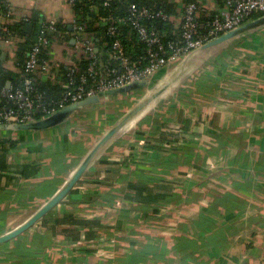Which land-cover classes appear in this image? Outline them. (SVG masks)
Instances as JSON below:
<instances>
[{
  "label": "crops",
  "instance_id": "1",
  "mask_svg": "<svg viewBox=\"0 0 264 264\" xmlns=\"http://www.w3.org/2000/svg\"><path fill=\"white\" fill-rule=\"evenodd\" d=\"M2 1L31 33L73 19L67 0ZM169 1L180 25L185 1ZM3 48L2 58L13 60L15 44ZM215 50L195 51L151 86L106 98L52 129L0 130V236L51 200L140 101L171 83L27 231L28 239L50 235L36 264H187V255L194 264H264V28ZM52 57L72 61L59 46ZM76 142L86 152L69 168L73 155L64 152ZM226 197L238 207H226ZM182 238L193 244L184 253ZM10 250L0 245V264H13Z\"/></svg>",
  "mask_w": 264,
  "mask_h": 264
},
{
  "label": "trees",
  "instance_id": "2",
  "mask_svg": "<svg viewBox=\"0 0 264 264\" xmlns=\"http://www.w3.org/2000/svg\"><path fill=\"white\" fill-rule=\"evenodd\" d=\"M184 1L185 4L196 2L203 7L204 10L199 15L198 20L202 26V33H207L208 23L211 22L218 9L208 8L204 0ZM215 2L218 8H222L225 4V0H215ZM131 5L138 9H147L149 15L127 20ZM68 6L73 16L72 21L68 22L61 18L51 20L55 21L52 29L49 27L51 21H46L39 31L27 33L24 28L25 21L17 17L8 18L7 13L11 7L8 3L0 0V13L2 14L0 36L11 39L15 44L13 60L10 61L2 58L4 43L0 41V109L7 108L19 111L18 104L7 98L5 92L14 93L21 90L24 91L28 100L33 101L35 105H41V108L33 115L35 120H39L46 114L42 108L47 111L55 108L67 91H74L78 87L81 83V77L86 78V86H89L92 85L93 81L98 80L100 75L101 77L105 76L109 69L121 71L120 60L116 57V52L113 49L115 39L108 34L110 26L117 28L124 55L135 62L139 68H144L147 64L145 57L148 46L137 37L134 29L135 20L160 35L166 48L173 42H182V26L174 20L180 14L178 6L169 0H110L108 5H105V0H74L72 5L68 4ZM159 13L163 16H158ZM261 16H263L262 13H251L245 18L244 23ZM71 26L73 29H70ZM75 26H82L83 31H77ZM4 27L8 31H4ZM77 36L78 39L85 37L91 40L95 49V59H92L82 49H77L76 42L75 44L71 43ZM41 39H45L47 43H42ZM36 46L39 48V63L50 66L49 71L43 76H39L38 72L26 71L29 55ZM58 46L62 48L63 57L71 59V62L62 61L58 64L52 62L53 49ZM94 61L96 62L94 69L97 75L88 71ZM72 69L74 70L73 73ZM28 79L31 80L29 90H27L26 84ZM2 144L5 143L2 142ZM11 146H15V144L12 143ZM85 152L86 150L81 147L80 142L71 144L69 150L64 152L65 155H73L72 158H68L69 168L72 167V162L78 161V158ZM54 157H51V167H56ZM42 192V190H37V194L41 195ZM222 201L225 202L226 207L228 206L227 202H229L230 210L238 207V203L230 197H226ZM2 233L3 231L0 230V234ZM50 240V235L38 234L28 239L26 232L3 245L11 249L6 256L7 259H13L15 255L13 264H36V258L40 256L39 251L48 248ZM188 246H190L189 241L182 238L180 250L184 253ZM186 258L188 259L187 264H194L193 255H187Z\"/></svg>",
  "mask_w": 264,
  "mask_h": 264
},
{
  "label": "built area",
  "instance_id": "3",
  "mask_svg": "<svg viewBox=\"0 0 264 264\" xmlns=\"http://www.w3.org/2000/svg\"><path fill=\"white\" fill-rule=\"evenodd\" d=\"M73 1L68 0V4L72 5ZM109 1L105 0V5H108ZM217 9V13L213 16L211 22L208 23L209 29L207 33H202V26L199 23L198 17L204 10L203 7L196 2L185 4L184 13L181 18L183 30L182 42H173L167 48L164 46L160 35L135 20L134 29L136 35L148 46L145 57L147 64L144 68H139L135 62L124 55L123 46L118 38L119 33L117 28L110 26L108 28V34L115 39L113 49L116 52V57L120 60L121 71L109 69L105 76L101 77L100 75V78L93 81L92 85L89 86H86V78L81 77V83L78 87L74 91H67L55 108L50 111L42 108V111L44 110L46 113L43 118L56 113L68 105L109 90L119 89L141 81H147L148 87L151 86L158 79L159 75L164 73L172 63L187 58L191 53L200 50L205 44L241 26L244 24L245 18L251 13H262L264 15V0H225L224 6ZM1 15L0 13V18ZM146 15H149L147 9H138L136 6L131 5L130 15L127 20L137 19ZM7 16L8 18H15L13 9H9ZM158 16L163 15L159 13ZM54 24L55 21H51L49 27L52 29ZM75 29L79 32L83 31L82 26H75ZM4 31H8L6 27H4ZM76 38V48L82 49L92 59H95V49L93 48L91 40L85 37L78 39V36ZM0 41L3 43L12 42L11 39H5L1 36ZM41 41L44 44L47 43L45 39H41ZM38 53L39 48L36 46L29 55L26 71L38 72V75L42 76L49 71L50 67L47 64L39 63ZM95 64L96 62L94 61L88 71L97 75L94 69ZM71 71L72 73L74 72L73 69ZM26 84L27 90H29L31 80L28 79ZM5 95L18 104L19 111L1 108L0 125L25 124L36 121L33 115L41 108V105H35L33 101L28 100L24 91L21 90L14 93L7 91Z\"/></svg>",
  "mask_w": 264,
  "mask_h": 264
},
{
  "label": "water",
  "instance_id": "4",
  "mask_svg": "<svg viewBox=\"0 0 264 264\" xmlns=\"http://www.w3.org/2000/svg\"><path fill=\"white\" fill-rule=\"evenodd\" d=\"M264 28V15L248 21L241 26L229 31L221 35L220 37L214 39L213 41L205 44L200 50H209V49H221L225 45L231 43L235 39L245 36L249 33L257 31L259 29ZM73 29V26L70 27ZM33 30L32 24H27L25 26V31L27 33H31ZM76 40H72V44H75ZM171 83H168L161 87L157 92L153 93L147 99H143L140 101L132 110H130L123 119L116 124L110 131H108L89 151L83 161L80 163L76 171L64 185V187L56 194L54 197L51 198L45 205H43L39 210H37L27 221H25L22 225L17 227L16 229L0 236V245L8 243L15 239L16 237L24 234L29 229L34 227L38 222H40L46 215H48L70 192L71 190L77 185L80 181L81 177L83 176L84 172L96 158L98 153L108 144L110 143L122 130L123 128L133 121L136 117L142 113L150 103H152L161 92L166 90ZM10 87V84H8ZM148 87L147 81H141L138 83H133L131 85L115 89L109 90L104 93H100L91 97H87L77 103L68 105L67 107L53 113L50 116L45 118H41L39 120L25 123V124H5L0 125V130L6 131H28V132H40L44 130H49L59 125L66 123L70 120L74 115H76L81 110L92 106L94 104H98L101 101L105 100L106 98L116 96L122 93H130L135 90H139L142 88Z\"/></svg>",
  "mask_w": 264,
  "mask_h": 264
},
{
  "label": "rangeland",
  "instance_id": "5",
  "mask_svg": "<svg viewBox=\"0 0 264 264\" xmlns=\"http://www.w3.org/2000/svg\"><path fill=\"white\" fill-rule=\"evenodd\" d=\"M216 51V53L218 52V49L217 50H215ZM150 90V88H147V89H145V90H143V92H142V95L143 94H150V93H148V91ZM142 95H140V96H142ZM139 98V97H138ZM135 100V99H134Z\"/></svg>",
  "mask_w": 264,
  "mask_h": 264
},
{
  "label": "bare ground",
  "instance_id": "6",
  "mask_svg": "<svg viewBox=\"0 0 264 264\" xmlns=\"http://www.w3.org/2000/svg\"><path fill=\"white\" fill-rule=\"evenodd\" d=\"M156 89H157V88L152 89V90H153L152 92H154ZM158 103H159V102H158ZM153 106H154V105H153ZM153 106H152V107H153ZM152 107H151V108H152ZM151 108H149L145 113H148V112L150 111ZM139 119H140V118H139ZM133 123H134V122H133ZM133 123L131 124V126L133 125ZM100 153H101V152H100Z\"/></svg>",
  "mask_w": 264,
  "mask_h": 264
}]
</instances>
